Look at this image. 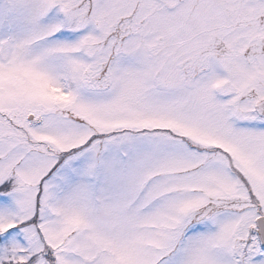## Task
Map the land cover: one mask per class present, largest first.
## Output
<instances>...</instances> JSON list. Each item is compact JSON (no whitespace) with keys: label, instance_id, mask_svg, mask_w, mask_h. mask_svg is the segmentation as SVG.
<instances>
[{"label":"snow or ice","instance_id":"obj_1","mask_svg":"<svg viewBox=\"0 0 264 264\" xmlns=\"http://www.w3.org/2000/svg\"><path fill=\"white\" fill-rule=\"evenodd\" d=\"M0 264H264V0H0Z\"/></svg>","mask_w":264,"mask_h":264}]
</instances>
